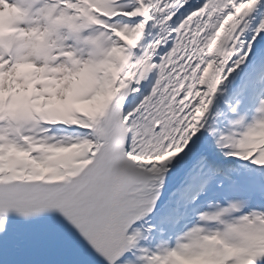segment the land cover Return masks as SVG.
Listing matches in <instances>:
<instances>
[{
    "label": "snow or ice",
    "instance_id": "obj_1",
    "mask_svg": "<svg viewBox=\"0 0 264 264\" xmlns=\"http://www.w3.org/2000/svg\"><path fill=\"white\" fill-rule=\"evenodd\" d=\"M0 264H264V0H0Z\"/></svg>",
    "mask_w": 264,
    "mask_h": 264
}]
</instances>
